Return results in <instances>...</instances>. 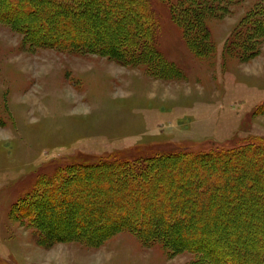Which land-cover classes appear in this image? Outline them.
I'll use <instances>...</instances> for the list:
<instances>
[{"label":"rangeland","instance_id":"rangeland-1","mask_svg":"<svg viewBox=\"0 0 264 264\" xmlns=\"http://www.w3.org/2000/svg\"><path fill=\"white\" fill-rule=\"evenodd\" d=\"M255 1L232 3L230 13L211 19L213 52L197 57L167 7L152 0L160 26L157 46L179 72L170 79L154 78L144 64L32 49L10 25L0 23V264H188L197 259L189 253L171 255L159 243L147 247L125 231L95 247L44 245L53 230L46 229L42 240L12 211L34 191L38 177L72 162L264 142V115H256L264 103V44L244 63L223 51ZM79 183L71 199L78 211L103 205L93 203L91 195L106 194L109 182L93 183V190L84 180ZM157 185L152 190L161 194ZM70 189L44 197L43 214L56 227L66 225L64 214L57 213L64 201L71 203Z\"/></svg>","mask_w":264,"mask_h":264},{"label":"trees","instance_id":"trees-1","mask_svg":"<svg viewBox=\"0 0 264 264\" xmlns=\"http://www.w3.org/2000/svg\"><path fill=\"white\" fill-rule=\"evenodd\" d=\"M240 1L158 0L197 57L213 52L209 21L224 17ZM0 23L32 49L101 55L125 66L147 65L154 78L179 76L157 46L160 26L152 0H0ZM238 24L223 51L244 63L264 44V0H256ZM256 115H264V103ZM82 180L91 189L110 183L106 194L93 192V203L103 205L82 209L86 214L73 205ZM156 185L161 194L152 190ZM66 188L74 197L58 207L66 225L56 227L43 214V200ZM14 206V216L42 240L46 229L53 230L44 245L95 247L125 231L147 247L159 243L171 255H195L188 264H264V142L72 162L38 177L34 191Z\"/></svg>","mask_w":264,"mask_h":264}]
</instances>
